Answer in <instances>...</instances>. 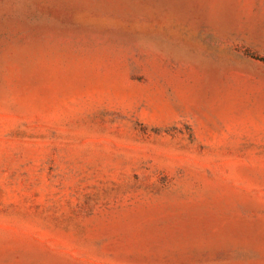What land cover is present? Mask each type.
Segmentation results:
<instances>
[{"label": "rangeland", "instance_id": "374dc122", "mask_svg": "<svg viewBox=\"0 0 264 264\" xmlns=\"http://www.w3.org/2000/svg\"><path fill=\"white\" fill-rule=\"evenodd\" d=\"M0 264H264V0H0Z\"/></svg>", "mask_w": 264, "mask_h": 264}]
</instances>
